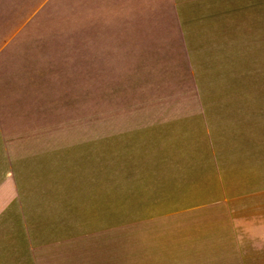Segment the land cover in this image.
<instances>
[{"label":"rangeland","instance_id":"rangeland-1","mask_svg":"<svg viewBox=\"0 0 264 264\" xmlns=\"http://www.w3.org/2000/svg\"><path fill=\"white\" fill-rule=\"evenodd\" d=\"M49 1L0 19V264H264V11L114 65Z\"/></svg>","mask_w":264,"mask_h":264},{"label":"crops","instance_id":"crops-1","mask_svg":"<svg viewBox=\"0 0 264 264\" xmlns=\"http://www.w3.org/2000/svg\"><path fill=\"white\" fill-rule=\"evenodd\" d=\"M64 1L68 35L83 56L114 65L197 63L195 34L237 31L264 11V0ZM24 2L0 0V19ZM69 5L74 7L70 14Z\"/></svg>","mask_w":264,"mask_h":264},{"label":"bare ground","instance_id":"bare-ground-1","mask_svg":"<svg viewBox=\"0 0 264 264\" xmlns=\"http://www.w3.org/2000/svg\"><path fill=\"white\" fill-rule=\"evenodd\" d=\"M150 172V171H149ZM133 196V195H132ZM85 234V233H84Z\"/></svg>","mask_w":264,"mask_h":264}]
</instances>
